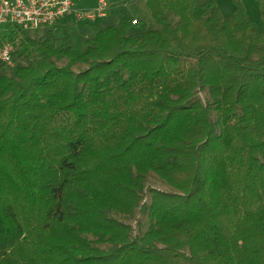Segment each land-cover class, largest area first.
<instances>
[{
    "label": "trees",
    "instance_id": "16d2710c",
    "mask_svg": "<svg viewBox=\"0 0 264 264\" xmlns=\"http://www.w3.org/2000/svg\"><path fill=\"white\" fill-rule=\"evenodd\" d=\"M234 3L144 0L154 26L108 8L80 47L71 14L37 37L0 25V264H264V29ZM149 171L171 189H148L131 236L109 213Z\"/></svg>",
    "mask_w": 264,
    "mask_h": 264
},
{
    "label": "rangeland",
    "instance_id": "374dc122",
    "mask_svg": "<svg viewBox=\"0 0 264 264\" xmlns=\"http://www.w3.org/2000/svg\"><path fill=\"white\" fill-rule=\"evenodd\" d=\"M113 2H116L112 5L110 8L111 10L117 11L119 7H123L125 9H129L133 12V17L137 19V21L134 24H137L140 26L141 21H145L147 26H154L155 23L150 18L148 11L146 7L144 6V0H112ZM87 2V0H84L82 4ZM245 11L247 12L249 18L254 21L256 24H258V29H264V24L261 22V9L263 8L264 0H241ZM95 0L93 1V4L88 5H79L78 8H90L94 5ZM217 6L220 10V12L223 15L229 14L234 6V0H216ZM109 7V6H108ZM116 13V12H115ZM72 16H69V20L67 23V28L72 34V40L76 47H80L82 42V37L87 33L86 27L84 23H82L81 18H79L75 14H71ZM61 26L59 25H53L50 28L53 30V33L56 37H58L61 34ZM45 26L39 27L34 30H29L28 33L32 36H42L45 30ZM21 61V60H20ZM65 60H58V64L64 63ZM14 65V61L12 60L11 63L8 64V70L7 72H11ZM85 64H78L74 66V69L77 70L79 67H84ZM195 99L199 100L202 103H208L210 102V97L208 94V91L206 89H199L196 91V94L194 96ZM212 119H215L216 117V111L211 109L210 111ZM150 187L162 189V190H170L171 187L165 183L161 178H159L154 172L149 171L146 174V179L144 182V188L141 193V198L139 200L138 206L133 210V212L130 215H124L122 213H115L110 212L109 214L111 216H114L115 218L129 224L130 226V235H141L149 226L150 224V218L147 215L146 211H140L139 205L141 203H146L147 199H149V193L148 189ZM88 238L93 239L95 236L87 235ZM95 245L106 248L109 246L108 243H98L94 242Z\"/></svg>",
    "mask_w": 264,
    "mask_h": 264
},
{
    "label": "built area",
    "instance_id": "2783aa9c",
    "mask_svg": "<svg viewBox=\"0 0 264 264\" xmlns=\"http://www.w3.org/2000/svg\"><path fill=\"white\" fill-rule=\"evenodd\" d=\"M76 3L77 0H0V25L34 30L70 14L93 20L105 16L109 8L108 0H95L94 5L87 9L78 8ZM135 22L132 19V23ZM0 58L9 61V45L0 48Z\"/></svg>",
    "mask_w": 264,
    "mask_h": 264
},
{
    "label": "crops",
    "instance_id": "0c3cea01",
    "mask_svg": "<svg viewBox=\"0 0 264 264\" xmlns=\"http://www.w3.org/2000/svg\"><path fill=\"white\" fill-rule=\"evenodd\" d=\"M84 1V0H83ZM93 1L94 0H87V2H85V4H88V5H91V4H93ZM108 3H109V8H111L112 7V5L114 4V3H116V2H113L112 0H108ZM77 4V3H76ZM78 6V5H77Z\"/></svg>",
    "mask_w": 264,
    "mask_h": 264
}]
</instances>
